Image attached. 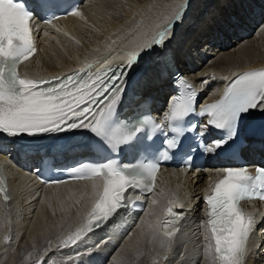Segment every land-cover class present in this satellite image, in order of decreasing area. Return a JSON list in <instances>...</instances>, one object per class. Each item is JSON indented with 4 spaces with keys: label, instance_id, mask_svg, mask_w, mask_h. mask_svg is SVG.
Returning a JSON list of instances; mask_svg holds the SVG:
<instances>
[{
    "label": "bare ground",
    "instance_id": "6f19581e",
    "mask_svg": "<svg viewBox=\"0 0 264 264\" xmlns=\"http://www.w3.org/2000/svg\"><path fill=\"white\" fill-rule=\"evenodd\" d=\"M175 2L83 0L78 9L83 18L71 15L50 25H36L38 51L23 65L22 72L49 76L82 66L123 58L125 61V46L135 34H130L129 30L141 21L145 27L162 22L163 16L171 11L165 6ZM244 5L251 8L247 10ZM263 14L264 0H187L181 20L174 24L170 38L166 40L164 54L152 50L147 61L141 58L132 68V89L139 99H151L154 106L163 101L169 86L160 60L163 56L164 61L173 62L192 81L205 79V83L210 82L211 86L205 91L208 98L216 97L219 84L232 78L233 73L264 65V26L255 37H248L264 18ZM71 37H75L79 44ZM193 67L195 69H191ZM80 142L71 141L70 146ZM20 148L12 146V150ZM218 169L222 168L207 166L189 172L165 169L158 176L154 192L147 198L146 209L133 226L125 228L119 223L113 229L105 227L106 235L99 238L102 240L95 246L90 244L92 239H83L75 246L54 248L47 253L42 264L48 260H52V264H111L113 260H123L125 264H211L210 255L204 252L206 209L202 202L204 194L211 190L210 185L219 178L216 175ZM11 177L16 198L7 205L0 204V264H30L31 259L34 258V262L37 253L46 247L47 239L55 240L56 235L70 224L74 230L77 209L81 214L86 209L92 184L75 182L40 190L24 173L11 172ZM161 190L166 196L159 205H151ZM77 199L81 201L79 205L75 203ZM169 200H178L176 205L185 211L183 226L186 228L177 238L175 248L164 259L158 255L161 251L159 242H149L141 220L154 221L160 209L168 206ZM62 205L69 210L67 214L61 210ZM246 209L255 216L259 229H264V204L251 202ZM152 212L156 214L146 215ZM21 233L23 235L19 238ZM6 235L9 237L7 241L4 240ZM19 239L22 245L18 250L15 245ZM248 247L245 264H260L264 254V232ZM29 253H32L30 258ZM22 254L25 255L22 257Z\"/></svg>",
    "mask_w": 264,
    "mask_h": 264
},
{
    "label": "snow or ice",
    "instance_id": "6c2138e0",
    "mask_svg": "<svg viewBox=\"0 0 264 264\" xmlns=\"http://www.w3.org/2000/svg\"><path fill=\"white\" fill-rule=\"evenodd\" d=\"M186 4L187 0H176L173 5L165 6L171 11L163 16L162 22H154L145 27L141 21L135 28L130 29L129 33L135 34L125 46V63L117 69L108 67L95 73L81 70L79 73L38 79L28 73L22 76L19 72L20 65L33 58L38 51L30 24L34 19L33 13L19 0H0V134L7 137L41 136L83 128L101 143L117 150L133 146L139 139V134L148 127L153 131L162 129V124L148 117L138 119L130 125L117 119L116 109L124 91L118 81L126 75L125 69H131L143 53L154 47L163 49L174 24L181 20ZM71 14L83 18L79 10ZM54 19L57 17L45 22L51 24ZM71 39L79 44L75 37ZM112 43L115 44L116 41L113 40ZM233 75L236 78L224 89L221 98L203 105L199 110L200 116L207 117L206 124L201 126V135L209 127L223 133L221 138L206 146L205 151L215 152L235 140L240 134L242 119L251 111L264 112V68ZM186 87L187 91L182 95L170 97L164 113V120L175 135L171 138L165 136L163 143L167 150L161 153L163 160L171 159L168 150L181 146L180 136L184 129L179 126V122L195 111L194 99L197 93L191 85ZM109 92L111 95H106ZM76 172V179L81 180L103 177L102 188L99 184L92 183L90 195L94 199L91 210L81 214L77 209L74 230L70 224L66 230H61L56 235L55 240L47 239L46 247L37 253L34 264H42L47 253L54 248L75 246L89 233L105 226L124 207L128 189L153 193L159 164L143 162L119 165L109 160L82 165ZM216 175L219 179L210 185L211 194L204 196L208 232L205 236L204 252L205 255L212 256L214 264H245L255 218L240 207V201H264V167H257L254 174L246 167H229L216 170ZM165 196L166 193L161 190L152 199L151 205H159ZM0 197L5 205L11 200L2 175ZM75 203L79 205L80 199ZM177 203L178 200L168 201L166 219L163 221L141 220L149 242H159L161 251L158 255L164 259L175 248L177 234L180 232L178 224L181 217L174 211ZM61 210L66 214L69 211L63 205ZM8 239L6 235L4 240ZM31 256L32 253H29L28 258ZM111 264L125 262L113 260Z\"/></svg>",
    "mask_w": 264,
    "mask_h": 264
},
{
    "label": "rangeland",
    "instance_id": "374dc122",
    "mask_svg": "<svg viewBox=\"0 0 264 264\" xmlns=\"http://www.w3.org/2000/svg\"><path fill=\"white\" fill-rule=\"evenodd\" d=\"M245 6V5H244ZM246 7V9L247 10H249L251 7H247V6H245ZM263 16H264V14H263ZM204 17H206V16H204ZM205 20V19H204ZM238 23H240V25H242V23L239 21ZM230 25H231V21H230V23H229ZM264 26V18H261V20H260V22H259V25H257L256 27H255V29L254 30H252V32L249 34V36L248 37H250V36H252V38L253 37H255V35L258 33V31L262 28ZM221 27V26H220ZM261 27V28H260ZM220 30H222V29H220ZM223 32V31H222ZM225 33V32H224ZM219 35V32L217 33V36ZM223 36V35H222ZM219 37V36H218ZM204 43V42H203ZM203 43H201V44H203ZM199 45V47H201L202 45ZM23 234L21 233L20 234V236H19V238H21V236H22ZM20 241V239L18 240V243L15 245V249L16 248H18V250L20 249V246L22 245V243L21 242H19ZM25 241V242H24ZM23 244L25 245L26 244V240L24 239L23 240ZM25 254H22V257L24 256ZM16 256H17V252H16ZM15 259V258H14ZM34 259V258H33ZM33 259H31V261H30V264H34V262H32L33 261ZM14 261V260H13ZM50 262H51V264H52V260H48V261H45L43 264H50Z\"/></svg>",
    "mask_w": 264,
    "mask_h": 264
}]
</instances>
